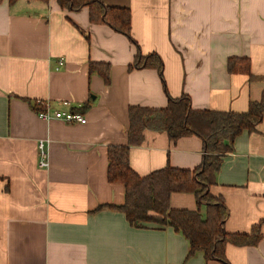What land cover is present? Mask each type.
<instances>
[{"label":"crops","instance_id":"1","mask_svg":"<svg viewBox=\"0 0 264 264\" xmlns=\"http://www.w3.org/2000/svg\"><path fill=\"white\" fill-rule=\"evenodd\" d=\"M101 1L131 9L133 40L91 23L88 7L0 0V264H224L189 255L171 226L137 227L107 206L125 201L123 183L108 179V150L127 144L134 105L164 107L187 93L196 109L243 112L261 100L264 0ZM138 50L158 53L163 75L131 67ZM231 57L250 59L254 77L230 71ZM91 62L110 63L109 83ZM64 100L80 105L87 123L38 115V101L58 108ZM41 140L48 167L39 165ZM203 155L197 135L174 142L147 129L130 162L147 175L168 164L194 168ZM210 189L228 207L227 232L262 235L255 245L228 244V262L264 264V118L236 137ZM171 206L196 209L197 198L174 193Z\"/></svg>","mask_w":264,"mask_h":264},{"label":"trees","instance_id":"2","mask_svg":"<svg viewBox=\"0 0 264 264\" xmlns=\"http://www.w3.org/2000/svg\"><path fill=\"white\" fill-rule=\"evenodd\" d=\"M58 2L62 8L70 10L88 7L91 23L108 24L133 40L129 7L108 5L101 0ZM133 65L154 68L163 75L164 61L158 53L144 55L138 50L131 67ZM228 66L230 71H241L250 78L254 77L248 58L231 57ZM90 68L110 82V63L91 62ZM263 118L264 96L259 101H251L243 112L196 109L187 93L169 97L164 107L131 106L127 144L110 146L108 150V179L123 183L125 201L121 205L107 206L124 212L130 224L137 227L147 224L173 227L189 241V255L202 252L206 260L218 259L230 264L226 256L227 245H255L262 236L261 231L255 227L250 233L227 232L224 220L228 207L224 198L214 194L210 188L218 181L224 156L234 150L236 137L244 130H255ZM147 129L165 131L174 142L190 135L201 137L204 142L201 163L194 168L168 164L147 175H140L131 166L130 152L132 146L142 144ZM174 193L194 194L197 208H173L171 197Z\"/></svg>","mask_w":264,"mask_h":264},{"label":"built area","instance_id":"3","mask_svg":"<svg viewBox=\"0 0 264 264\" xmlns=\"http://www.w3.org/2000/svg\"><path fill=\"white\" fill-rule=\"evenodd\" d=\"M62 63L63 61L60 62V64ZM59 104L62 107L53 108L49 102L43 103L38 101V103H36V106L38 107L36 110L38 115L44 120L59 119L67 122L87 123V116L81 110L76 108L80 107V105L74 107L68 100L61 101ZM39 157V165L41 167H48L49 153L46 148L45 140L39 141Z\"/></svg>","mask_w":264,"mask_h":264}]
</instances>
